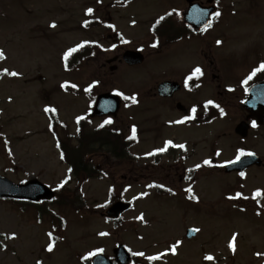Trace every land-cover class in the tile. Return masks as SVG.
Masks as SVG:
<instances>
[{
    "label": "rangeland",
    "instance_id": "1",
    "mask_svg": "<svg viewBox=\"0 0 264 264\" xmlns=\"http://www.w3.org/2000/svg\"><path fill=\"white\" fill-rule=\"evenodd\" d=\"M222 3L224 55L232 62L224 70L225 85L183 92L178 99L187 107L208 98L223 100L227 114L207 126L166 127L181 115L172 103L153 100L157 83L182 77L195 57L189 58L186 47L179 56L168 52L154 57L151 30L172 7L177 12L187 9L186 0H0V51L5 57L0 71L17 73L0 78V174L15 184L38 180L54 190L70 179L59 200L40 207L41 214L38 207L0 201V264H81L91 253L113 257L119 244L142 264H205L206 252L216 254L209 264L255 262L251 248L264 243V213L258 214L252 201L257 191H264V171L252 170L239 178L224 176L223 166L249 147L264 158V130H254L242 141L234 133L245 117L238 82L250 66L264 62V0ZM95 18L112 24L114 31L100 25L81 29ZM255 42L263 53L251 47ZM95 43L100 47L94 57L74 71L67 69L70 50ZM125 49L143 50L146 62L138 68L117 63L114 72L103 67ZM173 70L181 72L171 74ZM65 85H75V93ZM88 89L96 95L117 91L136 97L137 103L124 99L115 127L127 133L135 127L140 143L122 162L102 151L93 162L107 177L81 184L62 161L45 109H55L75 136L77 120L91 111ZM220 91L226 93L224 98ZM90 124L93 130L101 120ZM173 138L176 145L188 146L186 153L160 155L157 150ZM192 170L197 171L193 176ZM113 186L115 199L133 203L119 225L101 216ZM55 215L64 225L54 238ZM191 227L199 234L188 241L185 232ZM233 236L239 248L235 256L226 249ZM148 257L159 258L148 262Z\"/></svg>",
    "mask_w": 264,
    "mask_h": 264
},
{
    "label": "flooded vegetation",
    "instance_id": "2",
    "mask_svg": "<svg viewBox=\"0 0 264 264\" xmlns=\"http://www.w3.org/2000/svg\"><path fill=\"white\" fill-rule=\"evenodd\" d=\"M209 1L210 0H196V2H198L200 6H202V8H209ZM213 4L216 5V9L210 18L211 27H208L201 32L195 31L190 25L184 22V19L181 22L177 14H175L168 20V24H166L163 29H161V27L158 29V40L164 39L161 40V44L162 41H164L167 46L165 49L162 47V45L158 46V48H156L153 52L154 57L158 59L162 58L163 56H166L168 52L172 53L173 56H179V51L184 47L190 49V53L188 55L189 58L195 57V60L188 61L189 63H191L192 66H190L183 72L182 77H168L162 80L160 83H157L156 92L153 94L152 98L160 103H172L171 107L173 111L181 115L179 120L169 122L166 127H190V125H196L199 120V117L201 119L203 118V111L206 110L209 106V100L204 99L198 100L197 102L187 107L178 99V95L183 92H185L186 94H196L200 91L202 92L204 90V87L207 86H213L215 87V89H223L222 86L225 85L224 70H228L229 68H231L232 65L230 57L224 55L223 49L225 40L222 25L225 11L222 1L218 2V0H213ZM216 12L220 13L219 17H215L214 14ZM183 14L184 12H182L181 16H183ZM212 31H216V33H212V35H210V32ZM167 38H179L180 40L174 44H169L167 41H165ZM251 47H256V49L261 48V52L263 53L261 44L255 42L254 45ZM242 62L244 63L243 60ZM262 62L263 61L261 60L258 65L256 64L254 66H250L249 69L245 71V73H253L260 67ZM116 63H121V61L118 59ZM196 67H199L202 70L203 75L199 76V78H193L192 80H188V77L192 74L193 69H195ZM180 72L181 71L176 70L175 72L173 70L171 74H176ZM165 81L179 83L182 86V90L176 93L170 99L159 97L157 95V89L159 85ZM225 95V92H219V97L224 98ZM219 102L222 103L223 100H219ZM182 105L184 107H182ZM193 108L196 109L194 114L192 111ZM253 124L255 123H252V125ZM174 139L175 138L167 140L164 146H162L160 149L166 148L167 151L173 153L183 152L187 150L188 146L183 145V147H179L180 145H176ZM169 141L172 142L171 145L167 143ZM248 149H250L248 151H250L251 153L255 152L253 147H249ZM253 250L256 264H264V246L260 245L259 247H253Z\"/></svg>",
    "mask_w": 264,
    "mask_h": 264
},
{
    "label": "water",
    "instance_id": "3",
    "mask_svg": "<svg viewBox=\"0 0 264 264\" xmlns=\"http://www.w3.org/2000/svg\"><path fill=\"white\" fill-rule=\"evenodd\" d=\"M191 2V0H189ZM187 20L191 18L198 20L200 24H195L197 28H202L207 24L208 15L199 16L198 11L190 10L189 14L186 15ZM123 59L130 66H137L143 63L144 57L139 52L128 51L124 54ZM110 61L109 63H111ZM259 86L253 88L250 92L249 97L244 102L243 107L258 120L260 124H264V83L258 84ZM179 87L172 83H165L160 86L159 93L162 96H172ZM121 108L120 97L108 93L98 97L95 109L92 113V117H104L114 116L116 117ZM249 126L245 123L240 124L236 128V133L242 137H247ZM254 163L260 164L257 158L247 157L241 163L229 165L226 169L227 172L234 170L244 171ZM54 193L49 190L45 185L38 181H31L25 185H15L9 180L0 176V199L8 200H27L31 202H40L42 200H51ZM130 203L118 202L112 205L109 210L104 214L107 218L115 221L119 220L120 217L131 209ZM197 231L189 230L187 232L188 239L195 237ZM116 261L119 264H129L131 261V255L124 248V246H118L114 251ZM93 264H112L110 259L104 255H98L93 259Z\"/></svg>",
    "mask_w": 264,
    "mask_h": 264
},
{
    "label": "trees",
    "instance_id": "4",
    "mask_svg": "<svg viewBox=\"0 0 264 264\" xmlns=\"http://www.w3.org/2000/svg\"><path fill=\"white\" fill-rule=\"evenodd\" d=\"M86 57L87 55L83 52H79L74 55L72 59L76 63L83 61ZM2 74L3 73H0V76ZM66 138L69 139L68 136H66ZM58 146L63 151L64 162L71 168L73 174L79 180H82L84 177L92 178L93 174H100L99 167L91 166L92 162L87 160L89 156L98 155L99 151L97 147L107 148L113 157L121 159L125 157V148L127 144L123 140L121 134L117 133L113 127L103 126L95 132H89L84 128L80 129L79 144L76 147L72 146L67 139L63 138H58ZM59 198L60 196L57 200H59ZM53 224H58L60 226L57 217L54 218ZM136 262L137 260H135L134 263ZM87 264H90V261H88Z\"/></svg>",
    "mask_w": 264,
    "mask_h": 264
},
{
    "label": "snow or ice",
    "instance_id": "5",
    "mask_svg": "<svg viewBox=\"0 0 264 264\" xmlns=\"http://www.w3.org/2000/svg\"><path fill=\"white\" fill-rule=\"evenodd\" d=\"M92 9H88V14H91L92 13ZM203 15H207V13H203ZM215 17H219L220 16V13L219 12H216L215 14ZM163 19V17L161 18ZM208 27H211V24L208 23L207 25ZM52 27H55V24L52 25ZM219 43V42H218ZM76 51V49H72L70 50V52L68 53V55H71V52H74ZM4 53L3 51H0V59H4ZM67 59V56L65 57ZM257 72H264V64L260 65V67L254 71L251 75H249V77L247 78V80L244 81L245 84L248 83V81L252 80L253 77L256 75ZM4 74L5 75H11V76H16L17 73L16 72H9L7 69L4 70ZM203 75V72L202 70L199 68V67H196L195 69H193V72L192 74L188 77V80H192L193 78H199V76H202ZM186 86H187V82H186ZM72 87H76L75 85H72ZM88 91H91V89H88ZM116 95L120 96V95H123L122 93H119L117 92ZM124 99L125 100H131L132 103H137V100H136V97L135 96H132V97H128V96H124ZM213 102L212 101H208V104H212ZM217 107H219L217 105ZM45 111H51V112H54L55 109H51V108H46ZM193 111V114L195 113L196 109L193 108L192 109ZM221 112H223V109H221ZM194 118V117H193ZM79 119H84V117H80ZM79 119L77 121V123H79ZM112 121L111 120H106L105 123H111ZM104 125L102 124L101 127H103ZM253 126H255V124H253ZM132 139H135L136 138V129L135 127H133L132 129ZM169 145H171V141L167 142ZM179 147H183V145H180ZM167 149L166 148H162L160 149L159 151L163 152V151H166ZM245 155H253V153H245L244 151H240L239 155L236 157V159L234 161H231V163H238L240 162L241 160V157L242 156H245ZM206 164L210 163L209 161H205ZM241 175L243 176L244 174L241 173ZM68 181L65 180L61 185L60 187H63L64 184H66ZM189 191H191V189H189ZM262 195V193L260 191H257L255 194H254V198L255 197H260ZM141 219H143V217H141ZM103 235V233H102ZM49 236L50 238H52V233H49ZM12 238H15L14 236ZM235 240H236V237L233 236L232 238V242H230V245L229 247L232 248L233 251H235ZM54 248V243L50 244L49 247H48V251L51 252ZM173 252H175V249H173ZM90 255L94 256L96 255V253H91ZM136 255H141L143 256L144 254L143 253H136ZM159 257H148V259L150 260H154V259H158ZM205 259L207 260H213L214 258L212 256H206Z\"/></svg>",
    "mask_w": 264,
    "mask_h": 264
}]
</instances>
